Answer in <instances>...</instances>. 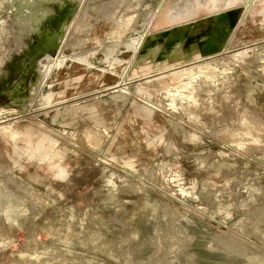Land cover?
Returning <instances> with one entry per match:
<instances>
[{"label": "rangeland", "instance_id": "374dc122", "mask_svg": "<svg viewBox=\"0 0 264 264\" xmlns=\"http://www.w3.org/2000/svg\"><path fill=\"white\" fill-rule=\"evenodd\" d=\"M0 264H264V0H0Z\"/></svg>", "mask_w": 264, "mask_h": 264}, {"label": "water", "instance_id": "95a60500", "mask_svg": "<svg viewBox=\"0 0 264 264\" xmlns=\"http://www.w3.org/2000/svg\"><path fill=\"white\" fill-rule=\"evenodd\" d=\"M247 11H248V9H247ZM247 11H246V12H247Z\"/></svg>", "mask_w": 264, "mask_h": 264}]
</instances>
